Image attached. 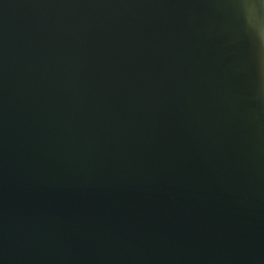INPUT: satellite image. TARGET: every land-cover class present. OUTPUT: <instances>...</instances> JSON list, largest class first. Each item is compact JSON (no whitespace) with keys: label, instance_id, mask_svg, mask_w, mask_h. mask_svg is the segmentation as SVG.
Returning <instances> with one entry per match:
<instances>
[{"label":"water","instance_id":"water-1","mask_svg":"<svg viewBox=\"0 0 264 264\" xmlns=\"http://www.w3.org/2000/svg\"><path fill=\"white\" fill-rule=\"evenodd\" d=\"M0 264H264V0H0Z\"/></svg>","mask_w":264,"mask_h":264}]
</instances>
